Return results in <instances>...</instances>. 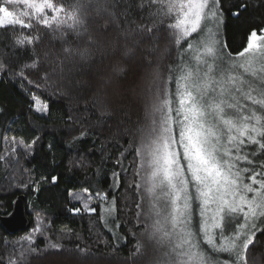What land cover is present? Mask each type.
Masks as SVG:
<instances>
[{
  "label": "snow or ice",
  "instance_id": "snow-or-ice-1",
  "mask_svg": "<svg viewBox=\"0 0 264 264\" xmlns=\"http://www.w3.org/2000/svg\"><path fill=\"white\" fill-rule=\"evenodd\" d=\"M222 23L221 0H0V29L13 33L0 51V73L41 89L30 79L36 73L44 89L74 100L134 154L136 225L157 249L153 264H249L264 235L256 223L264 217V28H253L246 46L231 53L220 38ZM21 51L24 62L14 63ZM173 52L165 72L161 64ZM89 133L82 126L72 142ZM38 139L24 144L13 136L0 162L17 158L18 143L28 150ZM70 195L82 201L77 213H94L89 202L97 198L108 203L104 211L115 210L107 192ZM34 211L14 200L0 228L11 231ZM34 220L21 237L29 245L45 231L38 214ZM142 247L137 242V253ZM209 249L227 255L220 260Z\"/></svg>",
  "mask_w": 264,
  "mask_h": 264
},
{
  "label": "trees",
  "instance_id": "trees-1",
  "mask_svg": "<svg viewBox=\"0 0 264 264\" xmlns=\"http://www.w3.org/2000/svg\"><path fill=\"white\" fill-rule=\"evenodd\" d=\"M62 2L70 5L73 0ZM221 2L224 42L228 51L238 53L253 28H264V0ZM244 5L247 7L242 8ZM237 12L239 15H234ZM12 34V30L0 29V51L10 45ZM50 38L46 37L45 43ZM165 43L161 41V48ZM19 56L14 63L24 62L25 53L21 51ZM174 58L173 52L162 62L165 72ZM30 79L40 83L41 89L22 86L15 76L0 73V155L10 152L13 136L17 142L22 138L24 144L39 137L28 150L18 143L17 158L9 155L0 162V203L5 205L0 214L8 212L21 193L35 209L30 227L14 233L0 228V264H153L159 255L157 249L136 225L138 196L130 187L136 179L134 154H128L127 144L114 131L97 126L96 118L74 100L54 97L34 72ZM31 94L43 101L47 111L35 110ZM82 126L90 128L89 135L73 143L72 137L79 135ZM53 177L57 179L53 181ZM20 183H27L28 188L15 187ZM84 188L107 192L109 202L115 197V210L106 215L112 218L113 214V221H102V207L108 203L99 198L89 202L96 208L94 213L73 211L82 205L70 193H80ZM37 214L45 222V231L33 234L35 243L29 245L21 236L35 227ZM137 242L143 246L139 253ZM53 244L60 248H53ZM80 249L86 251L81 253ZM258 253L264 254V235H258L256 246L250 249L249 264H264L257 259Z\"/></svg>",
  "mask_w": 264,
  "mask_h": 264
},
{
  "label": "rangeland",
  "instance_id": "rangeland-1",
  "mask_svg": "<svg viewBox=\"0 0 264 264\" xmlns=\"http://www.w3.org/2000/svg\"><path fill=\"white\" fill-rule=\"evenodd\" d=\"M220 38L222 39V41L224 42V38H223V23H222V25L220 26ZM39 98V97H38ZM42 105H45L44 103H43V101L39 98L36 102H33V107L36 109V108H38V107H41ZM81 194H82V192H80ZM251 195V194H250ZM80 201V200H79ZM80 204L82 205V201H80ZM108 206L107 205H104L103 204V207H102V214H103V219H104V222H106V221H113L112 220V218H113V214H112V218H111V215L110 216H108L107 218H106V215L108 214V212L107 213H104V209H106ZM113 212V211H112ZM111 212V213H112ZM200 216H199V210L198 209H194V212H193V224H194V226H196V225H198L199 224V222H200ZM243 219V217H242V215L240 216V220H242ZM106 220V221H105ZM260 220H264V217H259V218H257V220H256V223L261 227V228H263L264 227V224H260ZM106 224H108V223H106ZM108 227L111 229V230H114V229H112L111 228V226L108 224ZM217 234H218V232H219V230H214ZM25 235H27V234H24V235H22L21 237H23V236H25ZM201 239H202V237H201ZM220 241L218 240L217 241V243H219ZM209 251V253H210V255H212L213 257H215V258H217V259H219V257H221V256H225V255H227V254H224V253H211V250L209 249L208 250Z\"/></svg>",
  "mask_w": 264,
  "mask_h": 264
},
{
  "label": "water",
  "instance_id": "water-1",
  "mask_svg": "<svg viewBox=\"0 0 264 264\" xmlns=\"http://www.w3.org/2000/svg\"><path fill=\"white\" fill-rule=\"evenodd\" d=\"M14 200H23L26 203V201H25V195L22 194V193L21 194H18L13 199V201ZM13 201H12V207H11V209L8 212H11L13 210ZM0 215H2V214H0ZM31 222H32L31 221V217L30 216H26L22 221L16 223L15 226H14V228L11 231H9V232L14 233V232H18L20 230H24V229L30 227Z\"/></svg>",
  "mask_w": 264,
  "mask_h": 264
}]
</instances>
